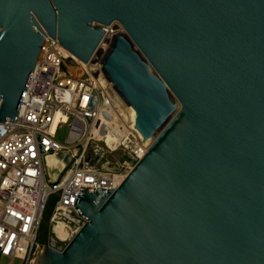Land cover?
I'll use <instances>...</instances> for the list:
<instances>
[{
  "label": "water",
  "instance_id": "1",
  "mask_svg": "<svg viewBox=\"0 0 264 264\" xmlns=\"http://www.w3.org/2000/svg\"><path fill=\"white\" fill-rule=\"evenodd\" d=\"M46 37L148 152L116 190L80 188L64 248L45 211L33 264H264V0H0V123Z\"/></svg>",
  "mask_w": 264,
  "mask_h": 264
},
{
  "label": "built area",
  "instance_id": "2",
  "mask_svg": "<svg viewBox=\"0 0 264 264\" xmlns=\"http://www.w3.org/2000/svg\"><path fill=\"white\" fill-rule=\"evenodd\" d=\"M147 152L90 69L46 37L15 124L0 123V264H33L46 208L60 191L50 241L64 248L86 223L74 207L80 188L116 190ZM50 156L64 165L55 180Z\"/></svg>",
  "mask_w": 264,
  "mask_h": 264
},
{
  "label": "bare ground",
  "instance_id": "3",
  "mask_svg": "<svg viewBox=\"0 0 264 264\" xmlns=\"http://www.w3.org/2000/svg\"><path fill=\"white\" fill-rule=\"evenodd\" d=\"M86 68L90 69L89 65L88 64H85V63H82ZM48 162H49V167H50V170H51V174H52V180H55L56 176L58 175V171L61 170L64 166L53 156H50L48 158ZM58 169V170H57ZM66 230L64 228V225L60 224L58 227H57V231L58 233H60V236L62 239H66Z\"/></svg>",
  "mask_w": 264,
  "mask_h": 264
},
{
  "label": "trees",
  "instance_id": "4",
  "mask_svg": "<svg viewBox=\"0 0 264 264\" xmlns=\"http://www.w3.org/2000/svg\"><path fill=\"white\" fill-rule=\"evenodd\" d=\"M56 201H57V198L56 199H53L49 202L48 206H47V213H48V221H50L52 215H53V212H54V209H55V205H56ZM44 236H45V228L43 227V224H42V227H41V230H40V243L42 244L43 243V239H44Z\"/></svg>",
  "mask_w": 264,
  "mask_h": 264
},
{
  "label": "rangeland",
  "instance_id": "5",
  "mask_svg": "<svg viewBox=\"0 0 264 264\" xmlns=\"http://www.w3.org/2000/svg\"><path fill=\"white\" fill-rule=\"evenodd\" d=\"M70 128L66 125L62 126L58 130L57 134V140L61 143H66L68 135H69ZM15 264H20L19 262H16Z\"/></svg>",
  "mask_w": 264,
  "mask_h": 264
}]
</instances>
